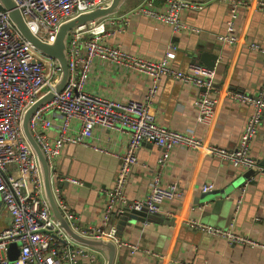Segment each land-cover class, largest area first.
<instances>
[{"label": "built area", "instance_id": "obj_1", "mask_svg": "<svg viewBox=\"0 0 264 264\" xmlns=\"http://www.w3.org/2000/svg\"><path fill=\"white\" fill-rule=\"evenodd\" d=\"M109 1L16 0L31 30L48 42L55 40L64 21L81 12L103 7ZM221 1L230 4V11L227 33L219 35V39L236 43L237 37L232 31L240 7L250 6L254 1L257 8L264 9V0ZM156 2L159 4L156 5ZM205 6L206 2L201 0H142L127 14L168 24L175 33L196 32L199 28L183 21L182 14L202 10ZM115 21L110 16L71 31L68 45L69 80L62 91L55 92L51 100L36 109L30 127L49 162L51 173L63 148L68 144L90 145L96 127L124 131L128 136L127 144L123 153H116L120 157V165L113 187L106 190L107 200L99 225L87 229L79 227L75 224L77 216L68 203L56 196L57 189H54V194L64 216L80 234L112 239L118 246L130 248L132 253L141 251L152 257H160L162 255L157 251L120 239L119 229L112 223L113 217H119L127 207L155 214L160 211L162 203L172 201L183 193L177 182L166 183L157 174L151 178L143 197L129 200L127 187L139 164V148L145 142L162 148L157 160L159 168L166 165L169 153L176 147L188 150L205 148L212 156L235 167L254 169L264 175V166L258 165L250 149L251 140L264 116V82L256 95L240 90L229 93L232 101L254 107L238 145L233 149L205 145L195 134L159 124L151 111V102L162 77L205 88L193 99V104L198 110V121L211 125L217 104V98L210 95V90L214 88V76L202 70L175 67V45H171L162 58L152 59L121 44H110L107 41L111 35L109 25H114ZM249 47L264 55V46L256 41L249 43ZM95 60L111 61L124 69L144 74L148 78L145 98L140 101H119L89 91L87 85ZM61 73L59 62L43 54L22 36L0 2V196L10 216L8 226L0 232V264H93L103 257L102 252L74 241L54 217L46 196L38 156L23 128L26 111L47 92L54 91ZM56 116L60 117L58 132L51 137L48 130L54 126ZM95 148L99 149L97 146ZM101 150L109 152L105 148ZM66 179L77 185L84 184L77 178ZM213 187V183L208 182L202 185V190L207 192ZM187 224L231 244L264 250V241L235 230L196 219H189ZM13 243L19 246V255L14 260L9 256Z\"/></svg>", "mask_w": 264, "mask_h": 264}, {"label": "crops", "instance_id": "obj_2", "mask_svg": "<svg viewBox=\"0 0 264 264\" xmlns=\"http://www.w3.org/2000/svg\"><path fill=\"white\" fill-rule=\"evenodd\" d=\"M141 1L128 0L119 13L111 16L116 23L109 25L111 35L107 41L152 59L162 58L169 47L175 45L174 66L213 75L214 88L210 95L217 98L213 123L202 124L197 119L198 110L193 99L204 90L162 77L151 102L157 122L195 134L205 145L235 148L254 107L232 101L229 93L240 90L256 95L262 88L264 55L251 49L249 43L256 41L264 46V9L257 8L254 1L250 6L240 7L232 31L237 42L229 43L219 39V35L227 33L230 4L226 1L201 0L206 2L202 10L182 14L183 21L199 30L178 33L170 25L149 17L128 15L127 11ZM205 50L218 55L214 69L198 60ZM147 86L148 78L144 74L111 61L95 60L87 89L109 99L140 101L146 96ZM59 121L60 117L56 116L54 126L48 130L49 136L57 134ZM127 139L124 131L96 127L90 145L68 144L56 158L53 176L63 171L66 177L84 183L77 185L65 179L68 185L56 192L76 214L75 224L79 227L87 229L100 224L107 200L106 190L113 187L120 165L117 154L125 151ZM250 149L258 165L264 166V116ZM162 150L150 142L141 145L139 164L127 187L128 198L132 201L143 197L151 178L157 174L166 183L177 182L182 195L162 203L160 211L145 222L134 221L122 226L119 217L112 219L119 229L120 239L157 251L162 256L152 257L141 251L132 253L130 248L118 246L114 264H264L263 249L231 244L187 224L189 219H196L264 241V175L254 169L235 167L212 156L205 148L176 147L169 153L166 165L159 168L157 160ZM208 182L214 187L205 193L202 185ZM9 222L8 210L0 196V232ZM106 263L103 253L98 264Z\"/></svg>", "mask_w": 264, "mask_h": 264}, {"label": "water", "instance_id": "obj_3", "mask_svg": "<svg viewBox=\"0 0 264 264\" xmlns=\"http://www.w3.org/2000/svg\"><path fill=\"white\" fill-rule=\"evenodd\" d=\"M127 1L128 0H110L103 7H98L77 14L75 17L64 21L59 26L55 40L53 42H48L42 40L31 30L25 20L22 11L17 6L16 0H0L2 7L8 11L9 17L11 18L15 27L20 31L22 36L43 54L56 59L62 68L60 79L55 84L54 91L47 92L26 111L23 119V128L26 136L28 137V140L30 141L38 156L46 196L50 203L54 217L60 222V225L74 241L101 250L106 256V264H114L118 254V245L112 239L85 236L73 229V227L61 211L54 194V189H57L61 192V190H63V188L68 185V181H65L66 173L61 171V173H59L57 176L52 175L49 162L40 144L31 131L30 121L36 109L39 108L43 103L51 100L54 97L55 92L62 91L69 80L70 70L68 45L71 38V31L79 26L97 22L104 18L116 15L122 10V7ZM228 9L230 11V6ZM217 58L218 55L216 53H212L210 50H205V52H202L200 54L198 60L200 62H203L208 68L214 69ZM199 61L197 63H199ZM203 90H205V88H203ZM218 196L220 197L221 195ZM150 216H152V214H149L146 211H139L127 207L126 211L119 216V225L125 226L127 224H131L134 221L145 222ZM18 255L19 246L17 243H13L9 249V256L14 260L18 257Z\"/></svg>", "mask_w": 264, "mask_h": 264}, {"label": "rangeland", "instance_id": "obj_4", "mask_svg": "<svg viewBox=\"0 0 264 264\" xmlns=\"http://www.w3.org/2000/svg\"><path fill=\"white\" fill-rule=\"evenodd\" d=\"M139 1H140V0H139ZM44 91H45V90H43L42 92H44ZM42 92H41V93H42ZM93 264H98V262L96 261V262H94Z\"/></svg>", "mask_w": 264, "mask_h": 264}, {"label": "trees", "instance_id": "obj_5", "mask_svg": "<svg viewBox=\"0 0 264 264\" xmlns=\"http://www.w3.org/2000/svg\"><path fill=\"white\" fill-rule=\"evenodd\" d=\"M130 1H133V0H130ZM139 1V0H138Z\"/></svg>", "mask_w": 264, "mask_h": 264}]
</instances>
